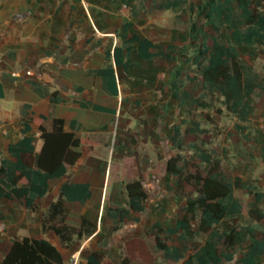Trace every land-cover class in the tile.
Listing matches in <instances>:
<instances>
[{"label":"trees","instance_id":"16d2710c","mask_svg":"<svg viewBox=\"0 0 264 264\" xmlns=\"http://www.w3.org/2000/svg\"><path fill=\"white\" fill-rule=\"evenodd\" d=\"M186 4L185 0H165L160 8L176 11ZM188 11L185 41L154 44L140 37L133 23L126 22L113 31L117 45L105 55L124 74L134 66L132 55L145 63L173 65L180 61L181 70L186 66L184 73L174 71L168 85L184 109V117L172 131L170 147L174 153L166 163V172L173 180L164 187L167 194L183 201V205L176 211L173 228L163 229L157 223L151 226L150 232L156 235L154 248L161 253L165 264L231 263L238 250V264H258L264 259V193L252 180L225 177L221 161L204 149L208 143L207 131L192 119L191 110L208 108L203 101L208 96L218 100L222 107L218 112L235 120L236 130L241 132L251 123L254 97L264 95V77L257 76L253 69L257 59L255 50L264 47V0H200L199 4L189 5ZM130 14L132 19L138 16L136 9ZM220 31H225V39L219 37ZM88 42L83 40L80 48ZM239 47L246 50L244 56L240 55ZM92 74L102 79L106 93L117 94L112 66ZM198 89L207 92L198 94ZM56 96V93L50 95V104L59 102ZM30 124L29 117L23 119L24 138L5 146L10 160L0 162V201L20 204L33 213L36 201L48 191V181L64 177L67 167L74 166L80 158V141L73 133L64 131L63 120L53 119L50 132L42 127L37 129L42 144L36 154L34 137L28 135ZM124 190L127 209L114 208L113 218L122 224L130 220L138 222L146 200L143 183L141 180L128 183ZM88 198L87 186L62 185L59 198L42 219V232L53 233L64 249L89 237L95 227L86 220L82 219L78 228L63 224L64 202L83 203ZM0 251L2 264H62L60 252L40 236L1 241ZM102 260V254L92 253L85 264H101ZM129 263L128 258H122L117 264Z\"/></svg>","mask_w":264,"mask_h":264},{"label":"crops","instance_id":"0c3cea01","mask_svg":"<svg viewBox=\"0 0 264 264\" xmlns=\"http://www.w3.org/2000/svg\"><path fill=\"white\" fill-rule=\"evenodd\" d=\"M126 22L122 14L98 7L92 0H85V5L79 0H0V162L10 160L5 146L24 138L22 124L27 117L31 119L28 135L34 137L36 154L42 144L37 129L50 132L53 119L63 120L64 131L80 141V158L67 167L64 177L48 181V191L36 201L35 212L0 201L5 223L0 242L40 236L60 252L62 264H85L92 253L103 255L101 264H117L122 258H128L129 264H146L139 257H128V243L143 249L148 231L153 235L154 248L156 235L150 232L151 226L174 227L183 201L164 189L173 180L166 172V163L174 153L170 147L173 129L161 174L158 96L154 88L134 93L135 81L127 77L133 68L124 74L105 57L117 45L113 31ZM85 39L89 42L80 48ZM107 66L114 69L115 96L106 93L102 79L92 74ZM118 72L125 77L119 78ZM53 93L59 100L54 105L49 103ZM94 106L107 111L95 110ZM155 165L156 171L151 169ZM138 180L146 194L144 209L138 222L122 224L113 218L114 208L127 209L124 186ZM64 184L87 186L89 198L83 203L65 201L63 224L78 228L84 219L95 227L89 237L75 241L69 249H64L53 233L41 229L42 219ZM160 198L173 203L168 210L173 223L167 227L147 216V201L156 206ZM2 260L0 251V264Z\"/></svg>","mask_w":264,"mask_h":264},{"label":"rangeland","instance_id":"374dc122","mask_svg":"<svg viewBox=\"0 0 264 264\" xmlns=\"http://www.w3.org/2000/svg\"><path fill=\"white\" fill-rule=\"evenodd\" d=\"M92 1L98 7L108 8V10L112 9L113 12L122 14L124 19L137 27L140 37L147 38L158 45L170 44L173 41H185L189 29L188 6L200 3V0H185L187 2L186 5L173 11L160 8L165 0H142L141 2L138 0H117L116 2L110 0ZM103 1L105 3H102ZM132 9H136L138 12V16L135 19L131 18L130 13ZM82 12H84L83 9ZM219 37L225 39V31H220ZM238 51L241 56L246 54V50L242 47H239ZM255 54L257 59L254 62L253 69L256 75L262 78L264 77V47L255 50ZM132 61L134 62V67L127 77L135 81L133 83L134 86H132L136 90L134 93H137V90L142 91L147 90V88H154L155 95L156 97L158 96L157 99L160 102L159 125L161 131L158 154L161 157L159 173L163 174L162 165L169 155L168 139L171 130L184 117V109L180 107L178 101L172 96L168 85L173 79L174 71L178 70L184 73L186 66L184 65L183 70H181L180 61H177L173 65L166 62L145 63L138 60L134 55H132ZM118 77L124 78L125 76L118 72ZM140 81L147 82L140 83ZM197 91L198 94H205L207 92L200 89ZM254 100V117L251 123L246 124L241 132L235 129L234 125H236V122L233 118L218 112V110H222V107L215 98L204 96L203 101L209 107L205 109H193L191 110V114L193 115L192 119L199 123L200 128L207 131L206 140L208 143L204 146V149L209 150L214 158L221 161L220 167L225 177H239L242 181L252 180L264 192V95H256ZM147 146L149 147V144L145 147ZM37 149L39 148L37 147ZM155 161L158 162L156 157ZM151 169H155L156 171L158 167L155 165ZM114 170L115 166L113 167ZM154 177L157 178V176ZM154 189L156 190L157 188ZM241 198L244 201H249L245 197L241 196ZM156 203V206H151L150 200L147 201V216H151V221L158 222L163 227L172 225V213L168 210H170V206L173 203L163 198H160ZM4 225L3 217L0 215V226L3 227L0 234L4 233ZM145 236L143 249L137 248L134 243H128V257L131 260L139 257L146 264H164L161 254L153 248V235L146 231ZM246 247L247 245L244 246V248ZM239 254L240 250L236 252V258L239 257ZM236 258L231 263L224 264H238ZM258 264H264V259H260Z\"/></svg>","mask_w":264,"mask_h":264},{"label":"built area","instance_id":"2783aa9c","mask_svg":"<svg viewBox=\"0 0 264 264\" xmlns=\"http://www.w3.org/2000/svg\"><path fill=\"white\" fill-rule=\"evenodd\" d=\"M83 5H85V0H79ZM3 230V227L0 226V232Z\"/></svg>","mask_w":264,"mask_h":264}]
</instances>
